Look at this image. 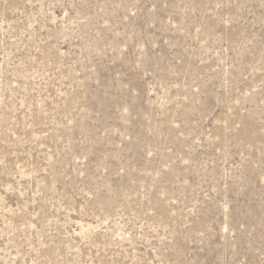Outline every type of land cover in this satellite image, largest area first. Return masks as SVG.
Wrapping results in <instances>:
<instances>
[{"label": "rangeland", "instance_id": "374dc122", "mask_svg": "<svg viewBox=\"0 0 264 264\" xmlns=\"http://www.w3.org/2000/svg\"><path fill=\"white\" fill-rule=\"evenodd\" d=\"M0 264H264V0H0Z\"/></svg>", "mask_w": 264, "mask_h": 264}]
</instances>
